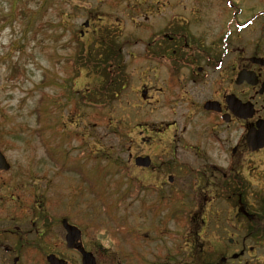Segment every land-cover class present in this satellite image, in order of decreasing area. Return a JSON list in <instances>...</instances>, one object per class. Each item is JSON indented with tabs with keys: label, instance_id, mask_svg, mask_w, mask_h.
Segmentation results:
<instances>
[{
	"label": "rangeland",
	"instance_id": "rangeland-1",
	"mask_svg": "<svg viewBox=\"0 0 264 264\" xmlns=\"http://www.w3.org/2000/svg\"><path fill=\"white\" fill-rule=\"evenodd\" d=\"M145 1L168 3L167 0H0V129L3 135L0 148L11 164L12 172L19 169L29 171L24 180L38 196L37 203H43L41 198L47 199L48 215L69 217L83 230L84 242L93 250L98 264L105 259L109 264H130V243L123 238L128 230L141 231L145 235L148 233V239L155 235L159 238V231L163 232L162 240L153 241L152 246L143 247L139 253L132 252L136 261L131 264H146V261L147 264H163L161 261L171 255L167 247L170 248L173 242L179 245L178 260L180 254L194 246L191 264L194 259L195 264H199L207 255L215 258L219 256L218 253L237 252L239 239L232 226V204L212 198L205 205L204 192L199 187L195 190L188 188L192 192L191 203L186 191L181 190L178 193L180 199L172 204L179 208L176 209L179 210L177 218L181 216V210L188 212L193 208L191 212L194 213L199 209L197 215L189 216L187 227L181 228V223L176 220H167L166 213L161 212L168 207L162 202L154 212H150V216L142 217L146 211L143 212L142 207L138 206L136 198H124L126 180H120L124 171H116V166L121 164L124 169L128 170L129 167L132 175L134 173L149 179L145 171L131 165L129 153H134L136 149L153 155L162 153L165 159L170 157V130L166 142L158 144L154 140L148 146L133 143L130 148L128 140L130 142L131 135L128 136V133L132 131V137L139 141L136 128L139 121L149 120L159 126L161 122L174 118L180 127L178 114L173 113L175 107L165 100L167 93L154 92L164 80L160 82V77L146 78L138 70H133L141 65L140 41L146 33L140 25L143 20L141 5L145 6ZM216 1L220 2L179 0L178 3L208 6ZM226 1L243 9L250 6L260 9L264 6V0ZM175 2L177 0H173ZM93 17L91 25L110 24L122 32V37L137 41L124 49L128 71L125 88L117 93L116 98L107 99V104L96 106L105 113L103 119L94 118L98 110L87 102L75 104L79 93H89L94 76H86L85 70L74 76L65 62V58L73 53L72 42L76 36H80L79 30H83L85 36L91 31L92 26L85 28L83 22ZM156 20L152 19L150 25H156ZM142 81L148 84L141 86ZM142 89H147L146 95L151 96L149 103L143 102ZM152 94L157 99L155 96L152 98ZM205 95L199 93L197 101ZM103 98L99 94V99ZM107 119H112V125L108 126ZM118 122L124 132L122 136L112 132ZM132 124L134 127L131 129ZM150 130L148 128L146 132L153 134L154 130ZM85 151L91 154L82 156ZM178 152L181 154L180 150ZM49 153L61 168L52 162ZM110 158L116 159L117 164L110 162ZM181 159L195 162L187 154H181ZM10 178L6 177L12 180ZM153 195V203H158L161 200L159 197L167 195V191L157 186ZM133 196H141L139 188L133 189ZM7 198L2 195V202L8 208L11 202L4 200ZM128 201L131 206H127ZM204 206L205 213H201ZM159 214L164 215L160 218L162 221L156 220ZM217 214L223 218L214 226L211 220ZM5 224L7 221L1 219L0 227H5ZM35 227H40V224L35 223ZM49 227L53 232L62 234L59 223ZM115 229L122 237L115 234ZM197 231L199 235L193 236ZM172 232L176 233L175 238H171ZM230 237L235 241L232 245L228 244ZM53 239L58 238L53 236ZM156 244L162 249L161 255L158 254L160 249L154 247ZM58 252L71 263L80 264L76 252L61 248ZM139 254L143 256L142 260ZM252 256L253 253H250L245 258L251 260ZM237 262L233 260V263L228 261L226 264ZM181 264L188 263L183 261Z\"/></svg>",
	"mask_w": 264,
	"mask_h": 264
},
{
	"label": "flooded vegetation",
	"instance_id": "flooded-vegetation-1",
	"mask_svg": "<svg viewBox=\"0 0 264 264\" xmlns=\"http://www.w3.org/2000/svg\"><path fill=\"white\" fill-rule=\"evenodd\" d=\"M167 1H145V6L141 5L140 25L146 33L140 41L141 65L133 70L146 78L164 80L154 92L167 93L165 100L175 107L173 113L178 114L180 127L174 118L159 126L144 120L136 125L138 142L132 137V131L128 133L131 148L133 143L148 146L154 140L158 144L166 142L170 130V157L165 159L162 153L153 155L142 149L130 152L132 167L145 171L149 179L132 175L128 167L126 198H136L138 206L146 211L141 213L142 217L150 216L162 202L168 209L161 213H166L167 220H176L179 208L172 204L180 199L178 193L186 191L191 203L192 192L188 188L199 187L205 194V205L212 198H218L232 203L234 210L231 221L239 239L237 252L227 251L214 264L233 263V260H237V264H264V6L243 9L226 0L208 6ZM154 18H157L156 25H150ZM88 21L86 27L92 20ZM79 32L84 34L83 30ZM147 84V81L141 82V86ZM144 90L147 93V89ZM146 93L143 102L149 103L151 96ZM199 93L207 95L197 101ZM154 96L152 94V98ZM206 102H213L214 108H205ZM133 127L134 124L131 129ZM148 128L154 130H150L153 134L146 132ZM248 130H252L253 139L259 140L257 145L263 143L262 146L250 148ZM179 150L195 162L181 159ZM136 155L147 156L149 163L136 165ZM25 174L18 170L0 171V213H5L0 215V220L7 221L5 227H0V264H49L46 260L49 253L73 264L58 252L66 246L64 232L35 227L38 222L35 207L43 211L45 201L37 203L35 193L24 180ZM7 176L14 179L4 180ZM157 186L165 189L167 195H161L160 202L153 203ZM134 188H139L140 197L133 196ZM2 195L11 202L8 208L2 202ZM130 203L128 201L127 206H131ZM198 210L188 211L187 217L197 215ZM201 210L205 213V206ZM160 214L156 220L163 218ZM142 234L127 231L130 264L136 261L133 251L139 253L143 247L152 246L153 241L163 239L162 231L159 238L155 235L148 239V233ZM53 236L58 239L54 240ZM175 237L176 233L172 232L171 238ZM81 241L88 250L82 229ZM234 242L229 238V245ZM175 243L167 247L171 255L161 261L163 264H178L179 245ZM70 250L76 251L74 247ZM235 253L237 255L233 256ZM250 253L253 256L248 260L245 257ZM139 257L143 259L140 254ZM99 264H109V261L105 259Z\"/></svg>",
	"mask_w": 264,
	"mask_h": 264
},
{
	"label": "trees",
	"instance_id": "trees-1",
	"mask_svg": "<svg viewBox=\"0 0 264 264\" xmlns=\"http://www.w3.org/2000/svg\"><path fill=\"white\" fill-rule=\"evenodd\" d=\"M117 36L118 34L115 29H111L110 27L104 25L93 27L88 36L82 38L75 37L72 42L73 53L65 58V62L74 73V76H78V72L81 70H85L86 76H94L93 85L89 86V93L87 95L79 93L76 103L83 104L87 102L88 105L98 110L94 116L95 119H103L105 116V113L96 106L100 103L107 104V99L111 98L112 100L116 98L117 93L125 88L127 72L123 64V46L126 41L119 40ZM71 93L73 94V92ZM99 94L104 98L99 99ZM111 121L112 119H107L108 126L109 124L112 125ZM112 132L119 136L124 134L120 122L117 123ZM2 137L0 129V139ZM0 144H2L1 141ZM108 160L117 163L116 159L110 158ZM47 217V215L41 214L43 221ZM250 238H252V235H250ZM193 247L190 248L191 253L189 255H181L182 260L187 258L186 262L188 264H191L194 258ZM207 256L204 262L211 263L214 257ZM192 264H195V259Z\"/></svg>",
	"mask_w": 264,
	"mask_h": 264
},
{
	"label": "water",
	"instance_id": "water-1",
	"mask_svg": "<svg viewBox=\"0 0 264 264\" xmlns=\"http://www.w3.org/2000/svg\"><path fill=\"white\" fill-rule=\"evenodd\" d=\"M264 85V84H262ZM205 108H214L213 102H206L204 105ZM252 130L247 132V140L250 143V148H256L262 146L263 143L258 144V139H253ZM264 142V141H263ZM135 163L140 165H147L149 163V158L147 156H136ZM9 168V163L7 162L4 154L0 151V170H5ZM62 225L66 230L65 240L68 247H76L81 254L82 264H95V259L91 252L86 251L76 240L80 237V230L67 222L65 218L62 219ZM47 260L50 264H66L65 261L61 258L56 257L54 254H48Z\"/></svg>",
	"mask_w": 264,
	"mask_h": 264
}]
</instances>
